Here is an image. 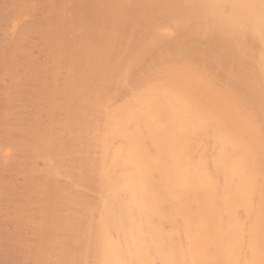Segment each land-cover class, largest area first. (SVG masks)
Segmentation results:
<instances>
[{"label":"bare ground","instance_id":"6f19581e","mask_svg":"<svg viewBox=\"0 0 264 264\" xmlns=\"http://www.w3.org/2000/svg\"><path fill=\"white\" fill-rule=\"evenodd\" d=\"M0 264H264V0H0Z\"/></svg>","mask_w":264,"mask_h":264}]
</instances>
